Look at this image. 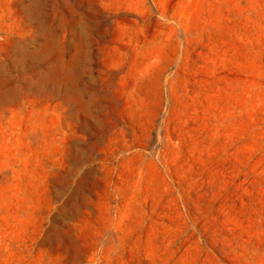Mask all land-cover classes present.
<instances>
[{
	"label": "rangeland",
	"instance_id": "374dc122",
	"mask_svg": "<svg viewBox=\"0 0 264 264\" xmlns=\"http://www.w3.org/2000/svg\"><path fill=\"white\" fill-rule=\"evenodd\" d=\"M0 264H264V0H0Z\"/></svg>",
	"mask_w": 264,
	"mask_h": 264
}]
</instances>
